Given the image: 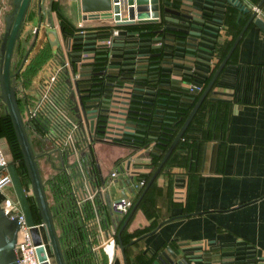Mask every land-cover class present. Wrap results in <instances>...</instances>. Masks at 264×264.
I'll use <instances>...</instances> for the list:
<instances>
[{
    "label": "water",
    "instance_id": "1",
    "mask_svg": "<svg viewBox=\"0 0 264 264\" xmlns=\"http://www.w3.org/2000/svg\"><path fill=\"white\" fill-rule=\"evenodd\" d=\"M52 1L57 2V0H12L11 12L4 18L0 13L1 31H3L0 35V104L4 105L5 111L12 122L27 172L30 197L34 200L41 218V228H39L34 221L28 203V196L22 186L16 167L13 163H10L6 170L10 175L15 198L21 207L28 226L31 228L33 244L37 247L38 260L40 264H49L45 248L42 246L46 240L54 264H70V260L66 259L64 246L57 234L55 220L58 226L66 230L63 239L69 244V248L70 213L73 217L72 227L74 226L76 230L77 228L84 229L87 227V232L92 235L88 236L89 243L96 241L93 246L101 244L103 238L108 240L110 233L115 232L117 229L116 218L108 210L110 195L107 189L110 188V183L106 181L99 166L89 160L92 142L105 141V139L120 144L123 140L142 141L141 139L144 138L146 131L144 128L145 122L148 121L150 114V105H152L156 95V86L170 84L159 83L155 79L158 74V65H156L158 60L151 61L148 73L134 71L149 66L143 65V62L147 60L143 58L161 56L159 52L151 53V51L161 49L163 40L161 36L139 37L136 31L123 35L119 34L113 38L114 42L109 49L104 44L109 35L108 32H96L86 37L81 34L70 35L68 32H63L60 26L57 28L52 10L48 6ZM122 1L126 7L121 19L118 15L120 12L118 2L120 0H80L78 5L83 20L98 21L113 18L116 20L115 27L133 24H156L163 20L165 23L163 29L155 30L153 34H160L163 30L166 31L168 36H173L174 33L182 34L187 41H184L185 39L178 40L177 42L181 46L177 47L186 50L188 52L186 56L192 58L193 62L200 61L206 64V66L196 64L201 70L184 71L187 80L194 76V80L185 82L186 87L172 85L188 92L191 83L202 86L204 79L213 71L212 50L203 45L213 47L212 42L216 40L218 33L216 31L219 26L213 22H221V20L216 17L220 14L215 10L223 11L225 3H227L236 7L238 19L251 12L230 52L251 22L264 32V19L259 17L252 7L246 6L240 0ZM263 4L264 0H261L256 6L261 8ZM32 8L33 11L30 13ZM58 9H60L59 6ZM26 23H31L33 27L31 41L28 37L23 36ZM143 32L150 33V31ZM67 35H69V38L65 39L64 37ZM125 39L126 43L123 42ZM171 40L173 39L167 38L166 42H173ZM197 41L198 44H196ZM44 44H47L51 49V57L40 65L31 78L20 77V73L25 71L26 66L32 63L40 46ZM113 47H123V49L115 51L112 50ZM170 48L172 47H165L163 51L172 52ZM22 51L24 53L21 62L17 66L14 61V54L21 55ZM206 53H210V55ZM229 54L217 67L211 80L189 112L155 169L153 178L156 177L169 154L182 138L184 131L222 71ZM112 55H120L121 57L117 58ZM162 56L164 58L168 57ZM91 58L96 61L87 62ZM67 63L72 64L73 67H68ZM60 72L66 76L69 99L71 97L74 102V121L79 125L77 132L80 133L81 137L64 145V151L61 150L62 143L59 142V147L56 146V151L60 153L61 158L68 162L66 163L63 160L64 170L69 168L70 173L67 175L64 171L67 175L65 193L63 196H58L57 199L54 198V205H52L47 199L46 187L37 164L38 153L33 145L28 126L22 119L19 103L22 104L25 111L27 109L35 110L42 100L45 87L50 84V79ZM141 73L147 75L133 76V74ZM75 74H78L79 78L73 80ZM13 78H15V82H18L17 85L12 84ZM105 78L116 79L117 81L106 80ZM128 80H140L144 86H132L127 83ZM220 80L225 81L224 79ZM130 90L133 91L130 92ZM18 91L22 95L19 98L17 97ZM194 92L198 91L195 90ZM172 94L179 96L175 93ZM212 94L227 95L228 93L213 91ZM186 98L193 99L192 97ZM184 104L188 103L184 101ZM157 132L155 130L151 131L152 134H158ZM150 138L155 140L157 136L152 135ZM42 141L43 139H39V144ZM53 143L56 142L53 141ZM157 150L162 151L160 148H157ZM131 158L132 156L127 160L126 170L131 166ZM140 167L149 168L147 165ZM135 172L133 171V174L130 175L127 185L134 182ZM138 204L139 201L133 206L117 232L121 251L124 250V245L120 240V235ZM105 211L108 215L104 214ZM89 215H92L93 218L88 219ZM18 229L17 220L8 219L0 207V264H18L15 254ZM152 264L210 263L207 257L202 256H184L182 259H178L177 255L169 251L168 255L162 254ZM213 264H227V262L218 261Z\"/></svg>",
    "mask_w": 264,
    "mask_h": 264
},
{
    "label": "crops",
    "instance_id": "2",
    "mask_svg": "<svg viewBox=\"0 0 264 264\" xmlns=\"http://www.w3.org/2000/svg\"><path fill=\"white\" fill-rule=\"evenodd\" d=\"M240 1L246 6H251V2L252 5H257L261 0ZM76 6L81 14L78 3ZM224 8L223 11L215 10L220 14L216 17L221 22H213L219 26L216 40L212 42L213 47L203 45L212 50V68L218 67L229 54L251 13L238 19L236 7L225 3ZM62 13L65 15L64 12ZM52 15L59 22L56 10L52 11ZM65 16L70 21L68 26L70 27L72 23L73 28L76 29H73L71 35L81 34L87 37L100 32L97 26L114 27L109 20L88 23L87 20L79 17L73 22L67 15ZM258 16L264 19V4ZM59 26L58 23L57 27ZM1 29L0 22V35L3 32ZM27 29H33L31 23L27 24ZM120 34L123 35V32ZM157 36L160 34L153 35V37ZM64 38H69V35ZM169 38L173 39L171 40L173 42H168L172 45L170 48L172 52L151 51V53L159 52L168 56L167 58L162 56L143 58L147 59L143 65L149 66L134 71L148 73L151 61L158 60L157 71L166 75L161 81L170 84L166 88L174 93L178 89L172 85L186 87L185 82L188 80L185 78V70H201L196 64L204 66L206 64L200 61L193 62L192 58H188L186 56L188 52L178 48L177 46L181 45L174 42L178 40L176 35ZM179 39L187 41L186 38ZM123 42L126 43V39ZM121 49L123 47L112 48L115 51ZM23 53L24 51L21 52ZM206 54L210 55V53ZM20 61L21 58L16 64ZM94 61L96 60L91 58L87 62ZM70 67L73 65L71 64ZM241 68H244L245 76L244 97L234 99L229 95L231 93L229 87H233L231 81L235 79ZM25 71L20 73V77ZM222 71L220 78L225 81L219 79V84L212 86L213 91L228 93L213 95L218 99L225 96L226 100H229L228 121L222 142L215 138L217 105L216 108H212L205 121L207 124L205 123L204 132L200 134L196 131L192 132L193 139H197L200 135L201 140L195 142L194 147L185 152V156H183L184 151H181L182 154L180 152L173 154L155 178L153 173L156 168L140 167L151 162L149 154L142 155L148 153L146 150H135L125 145L131 148L130 152L115 160V166H119L121 162L132 156V171L144 175L142 178L146 181L144 188L134 194L127 190L126 183L129 179L127 173L123 172L120 180L117 179L118 177H111L109 180L112 182L107 189L110 201L124 194L131 200L134 199L135 204L139 201V204L122 232L124 242L122 244H126L123 251L115 240L108 241L104 238L101 244L92 249L98 257L99 264H152L162 254L168 255L169 251L177 255L178 259L184 256L207 257L210 264L218 261L227 264H264V32L253 22L247 26L232 48ZM143 73L133 76L147 75ZM189 80H194V76ZM4 109V105L0 104V113L5 112ZM20 110L22 111L21 103ZM29 134L38 153L37 164L41 178L46 183L59 171L64 170L65 159L61 158L50 138L42 134L39 136L38 133L29 132ZM39 139H43L44 143L42 141L39 144ZM0 148L11 158L7 139L1 133ZM51 152H57L60 165L50 162ZM93 154L97 164L94 151ZM65 161L68 163L67 160ZM47 186L52 194L49 185ZM4 196L15 198L13 189L8 188L0 194V203ZM51 204L54 205L53 197ZM114 217L117 222L115 231L118 232L127 216L114 215Z\"/></svg>",
    "mask_w": 264,
    "mask_h": 264
},
{
    "label": "trees",
    "instance_id": "3",
    "mask_svg": "<svg viewBox=\"0 0 264 264\" xmlns=\"http://www.w3.org/2000/svg\"><path fill=\"white\" fill-rule=\"evenodd\" d=\"M251 3L253 4V2ZM58 6L59 5L57 4V2H54L52 10L57 11L60 28L63 32H68L71 35L73 34V29L75 28H73L74 26L72 25V23L70 27L68 26L70 25V21L62 13V11L58 9ZM164 25H165L164 21L160 20V23H156V24L122 25V26H117L116 28H118L119 32H123V34L136 31L138 32L139 37H146V36L153 37V35H155L153 34V31L163 29ZM96 28L100 32H108V33H110L112 29V27L110 26H97ZM143 31H150V33L148 34ZM175 35L178 37V40H180L179 38H184L182 34L174 33L173 36ZM160 36L163 38L162 47L160 49V52L162 53L165 47H170V46L172 47V45L168 44V42L165 43L166 39L169 38V36L166 34V31L163 30V32L160 33ZM178 40H175L174 42L179 44L177 42ZM51 55H52L51 49L49 48V46L46 45L45 48L42 49V51L33 59L32 63L28 65V68L26 69L25 74H23V76L25 78H31L35 74L36 70L40 67V65L49 57H51ZM216 69L217 66H215V68H213V71H211L209 75L204 79V81L202 82V88L198 92H190V91L188 92L180 88H176L178 89V91L177 92L174 91V93L179 95L177 96V95H173L172 94L173 92L168 91V89L166 88L167 85L160 86L159 84L156 86L157 89L156 95L154 100L152 101L153 102L152 105H150L151 109L149 110L150 114L148 116V121L145 122L144 128L146 129V131L144 138L141 139L142 141L140 140L122 141V144L128 145L135 150L148 151V154L151 157L150 158L151 162L147 164V166H149V169L157 168L164 154L168 150L171 142L173 141L175 135L179 131L180 127L182 126L189 112L195 105L196 101L204 91L205 87L211 80V77ZM221 73H223V71L220 72L218 78L213 84V87L219 84L220 81L219 79H221L220 78ZM165 76L166 75H164V72L158 71L157 78L155 79L159 83L160 82L165 83L164 81H161L165 79ZM133 83L134 85L137 86H144V84L140 80L133 81ZM230 88L231 86L229 87V89ZM212 92L213 89L211 88L209 93L207 94V96L204 98L201 105L199 106L198 110L196 111L195 115L193 116L192 120L190 121L189 125L187 126L186 130L184 131L182 138L178 141L172 152L169 154L163 167L170 159V157L173 156V154H175L176 152H180V154H182V152L184 151L183 156H185L186 155L185 152L193 148L195 142L201 140L202 136L200 135L198 136L197 139L196 138L193 139L192 132L196 131L199 132V134L204 132L203 129L205 130L207 124L205 121L208 118L212 108L213 107L216 108L217 105L218 108L215 119L217 125L215 126L216 127L215 138L219 142L223 141L224 130L226 128L228 121L229 100H226L227 97L225 96H222L218 99L215 96H213L214 94H212ZM230 94L231 93H229V95ZM47 96H48L47 99H45L41 103L39 108L35 111V115L31 118L30 126L36 131L38 130L41 133L48 134L50 138H53L59 142H63L65 137L72 130V123L75 120L74 102L71 97L69 99L68 86H67L65 74L60 72L56 75L53 83L51 84L48 90ZM186 97H192L193 99H187ZM184 101H186L188 104H184ZM19 107H20V103H19ZM220 121H223L222 127L218 126V123ZM0 126H1L0 133L7 139L8 142V149L11 154L10 162L15 164L22 186L26 192L27 191L26 183H29L26 168L24 165L19 143L16 139L12 122L10 120L9 115L6 114L5 112L0 113ZM152 130L158 131L157 132L158 134H152L151 133ZM152 135L157 136V139L155 140L151 139L150 136ZM157 148L162 149V151L157 150ZM128 159L129 157L126 160ZM89 160L94 164H96L93 153L89 154ZM142 177L144 178V175H140L138 172H136L134 174V181H139V180L146 181ZM46 184L49 185L50 187L53 199L54 198L57 199L58 196H63L65 193V187L67 184V175L63 171H60L57 174H55L52 179L48 180ZM132 202L134 206L135 200L132 199ZM28 203L35 223L41 224V218L39 216L35 202L29 196H28ZM104 214L108 215L106 211L104 212ZM92 218H93L92 215L88 216V219H92ZM72 222H73V217L70 213V248L68 247L69 244H67L66 241L63 239L65 237L64 234H66V230L59 226L61 228V231L63 232L62 237L60 236V240L62 242V245L64 246V253L66 259L70 260V264H97V263L99 264V261L97 260L98 257L96 253H93L94 251L92 250V248L94 247L93 245L95 244L96 241L89 243L88 236H92V235L87 232L88 228L87 227L84 229L77 228L76 230L74 226L72 227ZM122 235L123 234L121 233L120 240L122 243H124L122 239ZM112 240H115L117 243H119L116 231Z\"/></svg>",
    "mask_w": 264,
    "mask_h": 264
},
{
    "label": "built area",
    "instance_id": "4",
    "mask_svg": "<svg viewBox=\"0 0 264 264\" xmlns=\"http://www.w3.org/2000/svg\"><path fill=\"white\" fill-rule=\"evenodd\" d=\"M72 1H74L78 4L80 2V0H72ZM118 4L120 5V12L118 15L121 19L124 15L123 13H124V9L126 6L124 5V2L122 0H120V2H118ZM250 7H252V9L255 10L257 15H259L260 8H257L256 5H252V4ZM100 20H103V21L109 20L114 25V27H112L109 35L107 36V40L104 42V44L107 45L110 49L112 43L114 42L113 38L120 34L118 28L115 27L116 20H114L113 18H111V19H100ZM67 66L70 67L71 64L67 63ZM57 74L58 73H56L50 79V84L45 87L44 93L42 95V100L38 104L37 108L35 110H30V109L26 110L28 115H27V120H26L25 124L28 126V130L30 133L31 132L32 133H38L40 135L42 134V135L50 138L48 136V134L41 133L38 130L37 131L34 130L30 126V120L35 115V111L39 108L41 103L45 99H47L48 90H49L51 84L53 83ZM244 77H245L244 76V68H241L240 72H238L235 75V77H234L235 79H233V81H232L233 87L230 88L232 98L243 99V97H244L243 93L245 92V89H244L245 78ZM78 78H79L78 74H75V76H73V80H76ZM127 83L131 84L132 86L134 85L133 81H131V80H128ZM201 88H202L201 85L199 86V85H196L193 83H191L189 85V91L190 92H194L195 90L200 91ZM132 91L133 90H130V92H132ZM130 97H131V95H130ZM78 126L79 125L75 121H73L72 130L65 137L63 142H60V143H62V145H61L62 151H64L63 150L64 145H67L70 141H73L75 139H79L81 137L80 133L77 132ZM50 139L53 140L54 142H56L55 145L58 143L56 146L59 147V141H57L53 138H50ZM101 141H103V140H101ZM105 141H107V140L105 139ZM107 142H109V141H107ZM90 153H93V148L90 149ZM10 163H11L10 157L0 148V168H3L0 170V194L4 193L6 189L12 188V182L10 179V175H9L8 171L6 170V167ZM126 163H127V160L121 162L119 167L123 170L124 173L128 174V177H130V175L133 174L132 167L130 166V168L128 170H126L125 169ZM64 171H66L67 175H69V173H70L69 168H67L66 170H63V172ZM116 173L117 172H112L111 177L112 178L116 177ZM106 181L111 183L109 181V179H106ZM144 186H145L144 180L134 181L133 183L127 185V190L129 192L136 194L137 192L141 191V189ZM0 207L3 209L5 215L8 219L17 220V223H18L19 229H18L17 241H16V245H15V254L17 257V263L18 264H40L38 257H37V253H36L37 247L33 244L32 236H31V228L28 226L26 219H25V216H24V214L21 210V207H20L18 201L16 200V198L4 196L3 200L0 203ZM108 207H109V210L111 211V213L113 215L118 216V217H126V216H128L131 209L133 208V202L129 197L125 196L124 194H121V196L118 197L117 199L110 201V203L108 204ZM36 226L41 228L40 224H36ZM114 234H115L114 231H112L110 233L108 241H111L113 239ZM42 246L46 250V246L44 244H42ZM95 247L96 246H94L92 249H94ZM47 261L49 264H52L51 259L49 260L48 257H47Z\"/></svg>",
    "mask_w": 264,
    "mask_h": 264
},
{
    "label": "rangeland",
    "instance_id": "5",
    "mask_svg": "<svg viewBox=\"0 0 264 264\" xmlns=\"http://www.w3.org/2000/svg\"><path fill=\"white\" fill-rule=\"evenodd\" d=\"M57 3L60 6L62 12H64L65 15H67V17L70 20H72L73 22H76V20L79 17L82 18L81 14H79V12L77 10V6H76V3L75 2H73L71 0H58ZM8 8L9 9L11 8V4H10V6H8ZM11 10L12 9H10V11ZM52 16L55 19V25L57 27V24L59 22H58V20L56 19V17L54 15H52ZM89 21H92V22L94 21V23H97V20H87L86 22L89 23ZM104 21H106V20H104ZM23 36L24 37H28L30 39V41H31V38L33 36L32 29H30V30L27 29V24L24 27ZM21 55L19 56L18 53H15L14 54V61H15V63L16 62H19V60L21 58ZM17 83L18 82L16 81L15 84L17 85ZM12 84L15 85L14 84V81H13ZM20 96H22V95L18 91V96L17 97L19 98ZM27 115H28L27 114V111H24L23 112V106H22V119H23L24 123L27 120ZM223 121H224V118H223ZM223 121H220L218 123V126L222 127ZM92 148H93V151H94V153H95V155L97 157L96 158L97 165L99 166V169H100L101 173L104 175V177L107 178V179H109V180H111V173L112 172H117L116 173V177H118L117 179L118 180L122 179L123 170L118 165L115 166V163L114 162H115V160L117 158L124 157L126 154H128L130 152V149L131 148H129L128 146H125L123 144H120V143H113V142L100 141V140H97V141L92 142ZM144 152H146V151H144ZM142 155H148V153L146 152V153H143ZM50 157H51V159H49L50 162L55 163V165H57V166L61 164L60 157L58 158L57 152H51ZM131 167H133V166H131ZM111 184H112V182H111ZM44 185L46 187L45 190H46L47 199H48V201L51 204L52 203V197H51L52 194H50V191L48 189V186H47V184L45 182H44ZM114 188H115V185H114ZM26 189H27L26 194H27V196L30 197L31 194H30V185H29V183H26ZM55 223H56L55 224V227H56L57 234H58L59 237L60 236L62 237L63 232L61 231V228L58 226L56 220H55ZM43 244L46 246V250L45 251H46V254H47L48 259L49 260L51 259L52 264H54L53 257L51 255V253L49 251V248H48V245H47V241L45 240L43 242Z\"/></svg>",
    "mask_w": 264,
    "mask_h": 264
},
{
    "label": "flooded vegetation",
    "instance_id": "6",
    "mask_svg": "<svg viewBox=\"0 0 264 264\" xmlns=\"http://www.w3.org/2000/svg\"><path fill=\"white\" fill-rule=\"evenodd\" d=\"M55 1H52L48 6H50L51 10H52V7H53V4H54ZM11 4V8L12 9V0H0V10H2L0 13H1V16L4 18L8 13H10V9L8 8V6H10ZM53 11V10H52ZM47 44H44L41 46V48L39 49V51L37 52V55L42 51V49L45 48ZM48 46V45H47ZM36 55V56H37ZM21 62V61H20ZM19 64H17L18 66ZM16 70V68H15ZM15 80V78H13V81ZM14 84H15V81H14ZM1 101V100H0ZM5 110V109H4ZM6 112V111H5Z\"/></svg>",
    "mask_w": 264,
    "mask_h": 264
}]
</instances>
